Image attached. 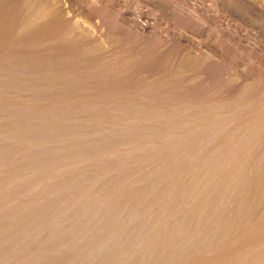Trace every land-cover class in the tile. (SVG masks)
Segmentation results:
<instances>
[{
    "label": "rangeland",
    "instance_id": "rangeland-1",
    "mask_svg": "<svg viewBox=\"0 0 264 264\" xmlns=\"http://www.w3.org/2000/svg\"><path fill=\"white\" fill-rule=\"evenodd\" d=\"M52 2L0 0V264H264V0Z\"/></svg>",
    "mask_w": 264,
    "mask_h": 264
},
{
    "label": "bare ground",
    "instance_id": "bare-ground-1",
    "mask_svg": "<svg viewBox=\"0 0 264 264\" xmlns=\"http://www.w3.org/2000/svg\"><path fill=\"white\" fill-rule=\"evenodd\" d=\"M51 1L52 0H43V17L44 18H46L47 20H48V17H49V8H50V5H51ZM58 2V0H53V2L55 3V2ZM52 2V3H53ZM44 20V19H43ZM45 26V25H44ZM39 138V137H38ZM37 139V138H36ZM43 140V139H42ZM39 143V142H38ZM40 146V145H39ZM1 156V155H0ZM116 171V170H115ZM196 194V193H195ZM37 195V194H36ZM33 203V202H32ZM83 211V210H82ZM131 212V211H130ZM12 221V220H11ZM20 226V225H19ZM172 228V227H171ZM177 230V229H176ZM34 231V230H33ZM19 235V234H18ZM240 236V234L239 235H237V236H235L234 238H233V240L230 242V243H232V242H234L235 240H236V238H238ZM249 245V244H248ZM247 245V246H248ZM259 247V246H258ZM257 248V247H256ZM261 248V247H260ZM243 250H246V249H243ZM261 251V250H260ZM53 253V252H52ZM19 255V254H18ZM145 255V254H144ZM37 259V258H36ZM45 262V261H44ZM236 262V261H235ZM210 264H212V263H210ZM253 264H258L257 263V261L256 260H254L253 261Z\"/></svg>",
    "mask_w": 264,
    "mask_h": 264
}]
</instances>
